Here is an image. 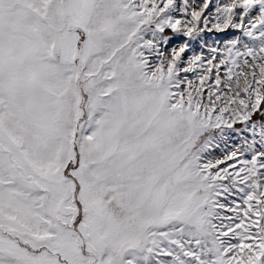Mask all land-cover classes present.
Wrapping results in <instances>:
<instances>
[{
    "label": "snow or ice",
    "instance_id": "6c2138e0",
    "mask_svg": "<svg viewBox=\"0 0 264 264\" xmlns=\"http://www.w3.org/2000/svg\"><path fill=\"white\" fill-rule=\"evenodd\" d=\"M0 264H264V0H0Z\"/></svg>",
    "mask_w": 264,
    "mask_h": 264
}]
</instances>
